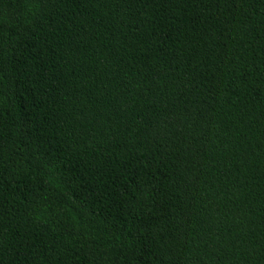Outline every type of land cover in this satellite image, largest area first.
<instances>
[{
	"label": "trees",
	"instance_id": "trees-1",
	"mask_svg": "<svg viewBox=\"0 0 264 264\" xmlns=\"http://www.w3.org/2000/svg\"><path fill=\"white\" fill-rule=\"evenodd\" d=\"M0 264H264V0H0Z\"/></svg>",
	"mask_w": 264,
	"mask_h": 264
}]
</instances>
